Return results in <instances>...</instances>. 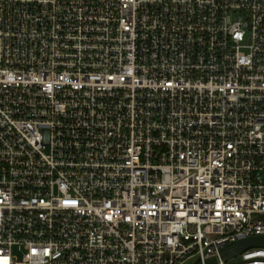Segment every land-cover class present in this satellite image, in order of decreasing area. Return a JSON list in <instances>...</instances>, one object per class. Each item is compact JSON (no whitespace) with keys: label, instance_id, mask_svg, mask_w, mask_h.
Returning a JSON list of instances; mask_svg holds the SVG:
<instances>
[{"label":"built area","instance_id":"2783aa9c","mask_svg":"<svg viewBox=\"0 0 264 264\" xmlns=\"http://www.w3.org/2000/svg\"><path fill=\"white\" fill-rule=\"evenodd\" d=\"M264 0H0V264H264Z\"/></svg>","mask_w":264,"mask_h":264},{"label":"water","instance_id":"95a60500","mask_svg":"<svg viewBox=\"0 0 264 264\" xmlns=\"http://www.w3.org/2000/svg\"><path fill=\"white\" fill-rule=\"evenodd\" d=\"M249 248H264V236L256 235L250 236L247 238L239 239L233 242L232 244L225 245L220 249L221 259L223 262L241 254ZM192 264H201L198 262V259L194 260ZM204 264H217L215 258L208 259Z\"/></svg>","mask_w":264,"mask_h":264},{"label":"rangeland","instance_id":"374dc122","mask_svg":"<svg viewBox=\"0 0 264 264\" xmlns=\"http://www.w3.org/2000/svg\"><path fill=\"white\" fill-rule=\"evenodd\" d=\"M194 261L193 258L186 260L183 264H192Z\"/></svg>","mask_w":264,"mask_h":264}]
</instances>
